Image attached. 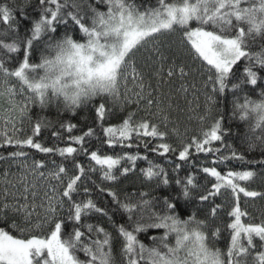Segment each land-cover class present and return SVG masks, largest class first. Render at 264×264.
I'll list each match as a JSON object with an SVG mask.
<instances>
[{
  "label": "snow or ice",
  "instance_id": "1",
  "mask_svg": "<svg viewBox=\"0 0 264 264\" xmlns=\"http://www.w3.org/2000/svg\"><path fill=\"white\" fill-rule=\"evenodd\" d=\"M39 2L47 7L38 19L31 21L29 35L24 37L20 36L19 24L13 15L19 10L22 19H29L24 6L17 9L0 4V24L5 26L0 30V99L7 105L0 110V148L12 149L8 156L13 159L26 158L25 149H34L46 155H59L62 162L57 164L53 160V167L45 172L47 163L33 160L30 168L24 165L25 174L16 183L8 179L7 171L4 173L0 264H118L117 245L119 264H249V257L251 264H264V221L242 222L247 213L238 204L240 193L245 197H264V193L248 190L238 183L250 180L254 176L252 171L219 167L233 160L244 161L242 153L232 150L224 155L221 147H213L214 142L223 145V138L231 134L223 127L224 116L214 118L199 136L194 135L179 148H174L166 142L167 131H161L147 116L137 119L136 112H128L118 124H106V118L114 110L105 102L108 98L119 104L121 111L133 104L139 109L144 104L149 113L155 105L158 114H163L167 128L168 116L161 105L167 98V108H171L172 98L161 92L160 84L177 73L180 77L187 73L183 65L176 63L170 48L156 37L180 31L190 45L189 54L201 62L207 73L205 87L211 85V95L206 96V110L211 112L220 98L226 99L231 94V118L238 117L247 123L245 138L250 141L249 149L255 148L258 142L264 156V86L258 84L261 77L254 70L264 71V0H156L155 5L146 7L137 5L135 0H95V5L87 2V11L84 0ZM69 5L74 11H63ZM100 5L105 10H100ZM61 25L64 32L57 36ZM41 41L43 48L39 60L33 62L32 57ZM257 42L259 51H251ZM142 49V63L138 64L134 57ZM244 60L247 63L243 73L236 77L235 66ZM154 80L156 87H153ZM244 85L252 87L245 91ZM257 88L260 89L258 93ZM53 99L61 101L73 114L91 102L93 123L98 124L103 134L101 143L108 148L130 149L136 141L137 150L142 144L145 151L161 156L178 153L180 161L192 157L193 149L197 154L211 155V166L203 164L198 171L204 174V179H213L202 186L191 171L181 179V165L177 163L174 170L179 191L175 197L164 198L160 211L154 210L155 201L148 198V192L121 199L112 188L98 186L127 219L119 226L113 222L118 233L115 239L101 225H84L83 218L93 212L108 217L109 221L112 217L89 197L87 187L83 188L85 198H76L79 182L88 172L95 171L96 166L103 180L115 182L116 172L127 177L141 157L130 152L121 155L91 150L86 141L97 136L93 126H88L80 135H72L76 125L61 123V129L69 134L68 146L64 147H49L37 142L36 137L46 126L42 119L32 123L30 134L17 126L23 124L30 106L45 108ZM97 99L99 103H95ZM51 134L54 138L61 136L60 131ZM157 140L159 143L151 146ZM80 153L90 161L89 167L76 159ZM122 160L131 162L132 167L121 165ZM68 161L73 165L71 174ZM259 163L264 165V160ZM29 174L34 178L31 182ZM141 174L147 181L157 179L163 185L170 183L165 169L151 162ZM36 178L48 184L39 197V204L36 203L39 195ZM53 180L57 182L55 185L51 183ZM18 184L22 188H17ZM9 187L16 191H9ZM199 188L202 190L197 191ZM229 189L237 203L227 213L230 240L226 248L221 249L214 243L220 228L211 226L209 219L214 221L223 210L221 204L215 203V197ZM9 196L13 199L11 203ZM181 199L186 208L207 206L205 217L197 218L196 212L190 215L178 212ZM65 204L68 205L66 217L62 215ZM69 225L71 230H68ZM82 228H86L87 233ZM149 229L163 230L162 234L149 237L150 246L141 242L137 235ZM254 238L261 242L260 250ZM78 253H83L84 259Z\"/></svg>",
  "mask_w": 264,
  "mask_h": 264
},
{
  "label": "trees",
  "instance_id": "2",
  "mask_svg": "<svg viewBox=\"0 0 264 264\" xmlns=\"http://www.w3.org/2000/svg\"><path fill=\"white\" fill-rule=\"evenodd\" d=\"M87 2H91L95 5V0H84V8L87 11ZM137 5L143 7L148 6L149 4L155 5L156 0H135ZM8 4L18 9L19 6H24L25 13L27 14V20L22 19L21 13L19 10L13 12L15 21L19 24V34L24 37L29 35V29L31 28V21L38 19L41 15L43 8L47 7L41 6L39 0H0V4ZM100 10H105L103 5L98 6ZM141 7V10H143ZM63 11H74L69 5L68 9ZM70 23V22H69ZM5 26L0 24V30ZM64 32V26L61 25L58 28L56 33L57 36L62 35ZM79 33L77 32V37ZM46 40L47 37L45 36ZM156 40L162 45L170 48L171 52L175 54L176 63L178 65H183L186 76L180 77L179 74L172 77L167 82H162L160 84L161 92L166 93L167 96H170L171 99V108H167L168 100L165 98L164 103L161 105L165 108V113L168 116L167 128L164 127L165 121L163 120V114H158V109L154 105L151 113H149L144 104H141L139 109L136 105L127 106L121 111L119 104L112 103L105 98L110 109H113V114L106 118V124H118L123 116L127 115L128 112H136V118L140 119L141 117L147 116L154 123L158 124L161 131H167L168 137L166 142L171 144L174 148H179L180 145L192 136H199L203 129H206L213 121L214 118H219L220 115L224 116L223 127L226 131H229L231 134L223 138V145L218 142H214L213 147H221L224 155H228L230 151L235 150L238 153H242L245 157L244 161H229L226 165H220V168L225 170L232 169L235 171H252L254 176L248 181H238L241 186L246 187L248 190H253L257 192L264 193V165H261L259 162L264 160V156L261 155L262 148L257 142V146L253 149H249L248 143L250 142L245 138L247 131V123L241 122L239 118H231L232 105L230 101L232 100L231 94H228L227 98H220V102L212 108L211 112L206 110V96L211 95V85L205 87V81L207 79V73L204 68L201 67V62L195 60L190 54L188 45L185 39L182 36L180 31H171L164 34L158 35ZM150 44L152 42H149ZM259 42L257 45L253 46L251 51H259ZM147 47V46H146ZM43 48V42L37 45L34 55L32 57L33 62L38 61L40 57V51ZM22 55V53H21ZM144 51L143 49L140 52L135 54V60L138 64L142 63ZM247 60H244L235 66L236 77H240L243 73V68ZM167 67V66H166ZM257 71L258 76L261 79L258 81L259 85L264 86V71H260L257 68H254ZM15 82V81H14ZM233 82H236V79H233ZM17 87L19 84L17 82ZM129 87H132L130 84ZM153 87H156V81H153ZM245 91L250 89L251 85L242 86ZM183 88H186L187 91H183ZM124 88L121 86V93H123ZM259 88L256 89L258 93ZM242 96L243 93H240ZM253 98H256L253 96ZM99 99L95 103H99ZM0 106H4L6 103L2 100ZM151 114V115H150ZM153 115V116H152ZM30 117V119H29ZM94 109L93 104L90 102L87 106H82L76 110V113L73 114L70 111H67L64 108V105L61 101L51 100L45 108H41L38 105H32L29 107V114L25 117L23 124L20 125L25 133L30 134L32 123L36 119H42L46 126L42 127L40 134L36 137L37 142L44 144L49 147H64L68 146L67 136L69 135L64 129H61V123L67 125L68 123L76 125V128L73 130L72 135H80L83 130H86L88 126H93L96 128L97 136L88 138L86 141L87 146L91 150L100 149L102 154H124L132 153L138 154L141 158L137 159L135 162V167L133 171H130L127 177H123L116 172L117 180L115 182L105 181L102 177V172L100 171L99 166H96V170L93 172H88L86 176L79 182L80 187L77 189L78 195L77 199L85 198L83 193V188L87 187L89 189V197L94 200V202L106 209L108 215L112 217V221L108 220L106 216H100L97 213H90L88 216L83 218V224H93L101 225L105 227L109 232L112 233L114 239L118 237V233L113 227V222L115 225L119 226L124 224L127 217L119 209L118 205L111 202V198L99 191V187L112 188L116 191L121 199L125 197H133L134 194L139 192H148L150 196L149 199H153L154 210L160 211L163 207V200L165 197L177 195L179 189L175 184L177 178V172L174 170L175 165L178 163L181 165L179 171V178L183 179L185 174L189 171L193 172L197 176V180L200 185H206L208 180L213 178L208 177V179L203 178V173L199 172L201 165L208 164L210 165L213 157L206 154L200 153L197 154L193 149L192 157L187 161H180L177 159L178 153H168L165 156H161L158 153L151 151H145L143 145L137 147L133 142L132 148H121L119 146L115 149L108 148L107 145L102 144L103 134L100 131L98 124L93 123ZM201 117H205L204 120H201ZM31 120V122H30ZM50 122V123H49ZM175 129V131H173ZM52 131H60V138H54L52 136ZM251 135V134H249ZM99 137V139H97ZM146 140L149 138H145ZM159 141L152 142L151 146H155ZM75 146V145H73ZM12 149L0 148V207L3 204V190L6 187L4 183V173L7 171L8 175L16 176L19 175L18 169L20 170V162L26 161L28 164L32 165L33 160H44L48 167L44 169L47 172L50 168L53 167L52 161L55 160L57 164L62 162V158L59 155L53 154H43L39 153L34 149H25L28 152L26 158L13 159L8 156L9 151ZM147 157V159H144ZM76 159L82 162L85 167H89L90 161L82 153L76 156ZM149 162L160 165L168 173L170 183L169 185H163L160 180L153 179L147 181L141 174L142 169H146L149 166ZM94 163V162H91ZM121 165L132 167L131 162L127 160H122ZM67 167L69 168L70 174L73 169L71 161L67 162ZM21 171V170H20ZM23 174V173H22ZM14 180H16L14 178ZM19 180V179H18ZM16 183V182H13ZM52 184H56L55 180L51 181ZM210 187V185H209ZM19 188V184L17 185ZM202 188L197 189L201 191ZM9 191H16L9 187ZM195 196V193H193ZM8 201L13 202L12 197H8ZM37 202H40L38 199ZM179 208L178 212L192 214L196 212L197 218L203 219L208 211L207 206H193L190 208L185 207V202L183 199L178 201ZM215 203L221 204L223 210L219 211L216 219L213 221L209 219V224L211 226H219L220 235L215 240V246L221 249H225L228 241L230 240V230L226 228V224L230 222L229 217L227 216L228 211L231 207L237 203L236 198L232 195L231 190H222L220 194L215 197ZM239 207L242 211L247 213V216L242 218L244 223H260L264 221V197H245L243 193L239 194L238 200ZM68 205L65 204L63 216H67ZM11 215V213H9ZM68 230H71V225L68 226ZM83 231L87 233L86 228H82ZM163 230L149 229L147 233L141 232L138 235V239L145 243L146 245H151L150 236L160 235ZM257 250H260V241L258 238H254ZM81 259H84L83 253H78ZM116 259L118 264L120 262L119 255V245L116 247ZM249 264H251V257H249Z\"/></svg>",
  "mask_w": 264,
  "mask_h": 264
},
{
  "label": "rangeland",
  "instance_id": "3",
  "mask_svg": "<svg viewBox=\"0 0 264 264\" xmlns=\"http://www.w3.org/2000/svg\"><path fill=\"white\" fill-rule=\"evenodd\" d=\"M131 83H129V85H130ZM128 85V86H129ZM17 99L19 100V99H21V97H17ZM2 101V99H0V102ZM0 105H1V103H0ZM5 107H7V105L5 104L4 106H0V110H2L3 108H5ZM151 115V114H150ZM153 116V115H152ZM18 127H21L20 126V124H18L17 125ZM19 164H21L20 165V170L18 169V172H19V175L17 174L16 176H11V175H8V179L10 180V181H12V182H17L18 181V179L20 178V176L21 175H23V174H25V169H24V165L26 164V165H28L29 166V168L31 167V164H28L26 161H22V162H20ZM23 173V174H22ZM14 178L16 179V180H14ZM33 177L29 174L28 175V180L31 182V181H33ZM35 183L38 185V192H39V195H38V198H37V200L39 199L40 200V196H42L43 195V191L44 190H46L47 189V186H48V184H47V182H44V181H41V180H39L38 178H36L35 179ZM19 188H22V185H19ZM10 197V196H9ZM30 200H31V197L29 198ZM21 202H23V201H21ZM36 203L37 204H39L40 202H37L36 201ZM38 211H39V209H37ZM243 222V221H242Z\"/></svg>",
  "mask_w": 264,
  "mask_h": 264
}]
</instances>
